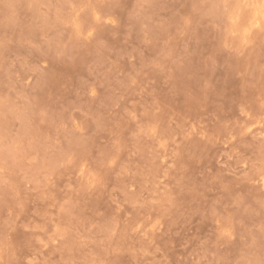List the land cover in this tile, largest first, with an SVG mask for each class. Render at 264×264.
<instances>
[{
    "label": "rangeland",
    "instance_id": "374dc122",
    "mask_svg": "<svg viewBox=\"0 0 264 264\" xmlns=\"http://www.w3.org/2000/svg\"><path fill=\"white\" fill-rule=\"evenodd\" d=\"M0 264H264V0H0Z\"/></svg>",
    "mask_w": 264,
    "mask_h": 264
}]
</instances>
